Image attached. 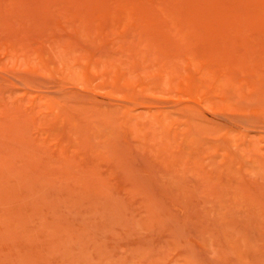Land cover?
Segmentation results:
<instances>
[{"label": "rangeland", "instance_id": "rangeland-1", "mask_svg": "<svg viewBox=\"0 0 264 264\" xmlns=\"http://www.w3.org/2000/svg\"><path fill=\"white\" fill-rule=\"evenodd\" d=\"M0 264H264V0H0Z\"/></svg>", "mask_w": 264, "mask_h": 264}]
</instances>
